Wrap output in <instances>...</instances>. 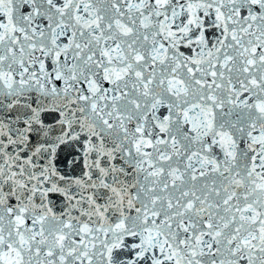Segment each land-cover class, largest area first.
<instances>
[{
    "label": "snow or ice",
    "instance_id": "snow-or-ice-1",
    "mask_svg": "<svg viewBox=\"0 0 264 264\" xmlns=\"http://www.w3.org/2000/svg\"><path fill=\"white\" fill-rule=\"evenodd\" d=\"M0 264H264V0H0Z\"/></svg>",
    "mask_w": 264,
    "mask_h": 264
}]
</instances>
